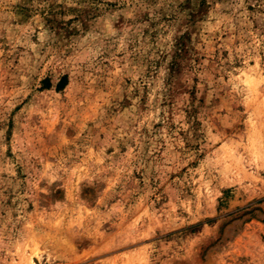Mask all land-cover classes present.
Masks as SVG:
<instances>
[{"label":"rangeland","instance_id":"rangeland-1","mask_svg":"<svg viewBox=\"0 0 264 264\" xmlns=\"http://www.w3.org/2000/svg\"><path fill=\"white\" fill-rule=\"evenodd\" d=\"M0 264H264V0H0Z\"/></svg>","mask_w":264,"mask_h":264},{"label":"trees","instance_id":"trees-1","mask_svg":"<svg viewBox=\"0 0 264 264\" xmlns=\"http://www.w3.org/2000/svg\"><path fill=\"white\" fill-rule=\"evenodd\" d=\"M67 84H68L67 77H64V78H62V79L60 80V82L58 83V85H57V89H58V90H62ZM45 85H46L45 88H49V87H50L49 84H48L47 82H46Z\"/></svg>","mask_w":264,"mask_h":264}]
</instances>
